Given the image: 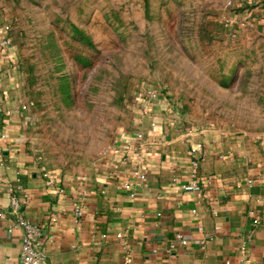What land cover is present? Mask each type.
<instances>
[{
  "label": "rangeland",
  "instance_id": "1",
  "mask_svg": "<svg viewBox=\"0 0 264 264\" xmlns=\"http://www.w3.org/2000/svg\"><path fill=\"white\" fill-rule=\"evenodd\" d=\"M247 1L0 0L36 160L84 175L134 115H174L184 133L264 132V33ZM148 90L167 108H142Z\"/></svg>",
  "mask_w": 264,
  "mask_h": 264
},
{
  "label": "crops",
  "instance_id": "2",
  "mask_svg": "<svg viewBox=\"0 0 264 264\" xmlns=\"http://www.w3.org/2000/svg\"><path fill=\"white\" fill-rule=\"evenodd\" d=\"M247 2L264 33V0ZM9 23L0 16V264L19 262L11 186L19 213L40 227L42 264H264V132L184 133L174 115H134L84 175L47 171L30 151L33 114ZM192 180L199 190L184 189Z\"/></svg>",
  "mask_w": 264,
  "mask_h": 264
},
{
  "label": "built area",
  "instance_id": "3",
  "mask_svg": "<svg viewBox=\"0 0 264 264\" xmlns=\"http://www.w3.org/2000/svg\"><path fill=\"white\" fill-rule=\"evenodd\" d=\"M1 32V31H0ZM145 97L146 101L142 100L139 104H141L142 108L146 109L150 107V105H153V102L156 101L157 94L155 91H145ZM144 134L139 132L136 133L135 138L139 141L143 138ZM112 152V150H111ZM185 190L193 191V190H199L200 184L197 180H192L188 184L184 186ZM10 212L9 214L14 216L13 223L8 227V231H12L14 226L20 227L22 229V235H21V241H20V250H19V262L18 264H42L45 258V252H44V239L42 237V233L40 230L39 225L32 222L30 219L22 216L19 213L20 203L19 199L15 193V190L13 186L10 187ZM74 214L80 215L81 209L79 205H74ZM5 213L3 211H0V216H5ZM250 214H253V212H250ZM254 222L257 223V219H254ZM219 226H216L215 229H218ZM200 230L203 228L200 226ZM210 235L203 237L202 243L205 242V238H209ZM182 243H185L186 241L184 239H181Z\"/></svg>",
  "mask_w": 264,
  "mask_h": 264
}]
</instances>
